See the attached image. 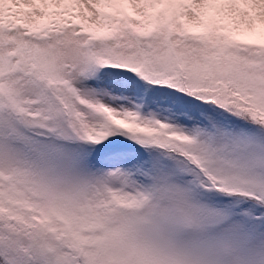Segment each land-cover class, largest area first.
Returning <instances> with one entry per match:
<instances>
[{
	"label": "snow or ice",
	"instance_id": "obj_1",
	"mask_svg": "<svg viewBox=\"0 0 264 264\" xmlns=\"http://www.w3.org/2000/svg\"><path fill=\"white\" fill-rule=\"evenodd\" d=\"M0 264H264V0H0Z\"/></svg>",
	"mask_w": 264,
	"mask_h": 264
}]
</instances>
